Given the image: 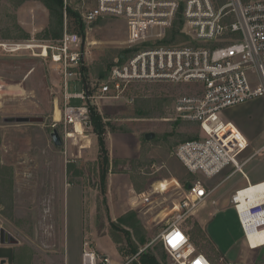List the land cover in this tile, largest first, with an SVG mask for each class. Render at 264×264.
Masks as SVG:
<instances>
[{"label": "rangeland", "instance_id": "374dc122", "mask_svg": "<svg viewBox=\"0 0 264 264\" xmlns=\"http://www.w3.org/2000/svg\"><path fill=\"white\" fill-rule=\"evenodd\" d=\"M64 1L80 13L97 2ZM214 1L221 5L227 0ZM50 24V10L40 0H0V42L57 41L46 36ZM66 27L79 33L67 16L64 30ZM172 29L158 44L178 45L189 41L183 32L168 41ZM82 37L89 51L84 72L90 82L101 80L99 69L107 72L109 63L115 62L121 53H127L130 29L124 18L104 16L92 29L86 26ZM150 44L139 45L130 52ZM68 85L72 93L83 89L80 81L70 80ZM192 89L193 85L189 84L140 82L132 101L130 98L100 100L105 101V106L100 104L102 111L99 109L104 119L116 126V130L108 126L105 134L112 169L104 191L97 164L98 136L93 127H87L84 135L78 133L76 139H69L62 147L55 146L50 137L55 103L61 110L64 105L60 66L50 57L31 56L27 51L1 54L0 229H7L19 240L17 264H82L85 239L117 263L124 242L115 241L112 234L122 239L112 229L110 220L123 225L122 219L131 214H136L137 225L148 229L145 221L152 224V229L156 227L154 237L145 246L159 256L162 264H176L157 237L183 211L176 191L192 180L176 156L178 144L201 135L198 123L180 117L176 111L178 97L193 92ZM139 107L143 111L141 115ZM220 115L225 121H233L250 139L242 159L255 154L264 139V99L248 101ZM9 116H38L42 120L5 121ZM151 132L156 137L146 141L144 134ZM127 159L130 160L124 165L125 170L119 171L117 168ZM244 171L251 183L263 181L264 152L255 155ZM175 180L178 184L167 186ZM68 183L83 185L85 198L73 196L75 203L68 202L65 195ZM246 185L248 181L241 173L226 180L225 175L216 177L209 183L216 188L212 194L193 214L180 221L185 230H191V239L198 250L215 264L229 261L253 264L251 259L264 248H249L231 202L235 190ZM74 193L78 195L77 190ZM69 195L70 192L68 198ZM65 219L68 222L64 223ZM83 221L86 232L82 235ZM127 228L133 236L136 234L134 227Z\"/></svg>", "mask_w": 264, "mask_h": 264}, {"label": "built area", "instance_id": "2783aa9c", "mask_svg": "<svg viewBox=\"0 0 264 264\" xmlns=\"http://www.w3.org/2000/svg\"><path fill=\"white\" fill-rule=\"evenodd\" d=\"M81 15L89 29L104 16L122 17L130 29L127 53L119 55L101 80L87 81L83 68L89 51L82 35L68 27L57 41H1L0 55L27 51L31 56L50 57L60 66L64 105L62 120L52 126L58 127L65 143L76 139L78 133L84 135V130L92 126L93 99L98 104L101 99L122 98L124 87L132 83L193 85V92L178 97L176 111L180 117L197 122L201 135L181 142L176 156L197 178L177 189L183 211L157 239L176 264H215L198 250L180 221L193 214L216 189L209 186L210 181L241 173L248 185L236 189L231 202L249 244L250 235L264 232V180L251 183L244 167L264 152V139L255 154L242 159L250 139L220 114L248 101L264 99V0H227L221 5L214 0H97ZM177 18H182L181 32L189 41L158 44ZM147 43L152 44L130 52ZM70 80L82 82L83 89L70 92ZM73 99L82 102L74 103ZM133 259L115 263L90 241L84 242L82 264H131Z\"/></svg>", "mask_w": 264, "mask_h": 264}, {"label": "trees", "instance_id": "16d2710c", "mask_svg": "<svg viewBox=\"0 0 264 264\" xmlns=\"http://www.w3.org/2000/svg\"><path fill=\"white\" fill-rule=\"evenodd\" d=\"M43 2L46 7L50 10V17H51V24L49 26V29L46 32V36L49 38H54L56 40L60 39L64 33V26L66 21V16L70 17L71 22L76 25L75 29L79 30L80 34L85 33L86 24L83 23L81 13L78 12V10L73 9L72 7H69L68 5H65L64 0H40ZM101 19L95 22L98 23ZM183 20L182 18H177V20L174 23L173 29L171 31V34L168 36V41L172 40L173 38L176 39V37L179 36L180 30L182 27ZM117 61L109 63V67L107 68L108 71L111 69L113 65H115ZM106 69V70H107ZM85 71V68H83ZM107 71V72H108ZM106 71H102V69H99L100 76L105 77ZM90 112H91V124L93 127L94 132L98 136V146H99V156H98V169H99V176L102 183V188L105 191L106 185L108 182V174L110 172V169H112V158L110 156V150L108 148L107 140L105 137L106 131L108 126L112 127L114 130H116V126L113 125V123H108L104 118V116L101 114L98 106L96 104H90ZM141 112L143 114V111L141 110V107L138 108V114L141 115ZM197 123V122H196ZM178 142H176L174 145H177ZM179 145V144H178ZM127 160L122 161V165L119 166L117 169L119 171H124ZM191 181H194L197 176L193 173H190ZM188 182L187 184H189ZM106 193V192H105ZM137 216L136 214H131L125 218L122 219L123 226L121 224L115 223L114 221L110 220L112 229L121 237L122 240H118V238L115 237L114 234L113 237L115 241L117 242H124L123 245L120 247L121 255L118 257V261H126L128 259L132 260L131 264H162L159 256L153 253L148 248L144 249L142 252H140L142 246H145L147 242L149 241L148 233L146 229L142 225H137ZM101 223H104L103 221ZM197 228L199 227L198 223H196ZM134 227V230L136 234L134 233V236L132 232L127 227ZM189 232H191L190 229H187ZM190 234V233H189ZM163 250L164 247L162 246Z\"/></svg>", "mask_w": 264, "mask_h": 264}, {"label": "crops", "instance_id": "0c3cea01", "mask_svg": "<svg viewBox=\"0 0 264 264\" xmlns=\"http://www.w3.org/2000/svg\"><path fill=\"white\" fill-rule=\"evenodd\" d=\"M138 84H140V83H132V84H127L125 87H124V90H123V92H122V98H124V99H129V98H131L132 96H133V94H134V92L136 91L135 89L136 88H138ZM105 100H117V99H105ZM105 101H103L102 103L99 101V103L97 104V106H98V108L101 110V108H100V104H103ZM103 106H105L104 104H103ZM113 110V109H112ZM243 109H241V111H242ZM102 111V110H101ZM54 122H55V120H54ZM54 122H52V124L54 123ZM51 124V125H52ZM200 133H201V131H200ZM112 135V134H111ZM144 135H146V134H144ZM153 140V139H152ZM93 141H94V139H93ZM146 141H148V139H146ZM96 142H93V145L95 144ZM23 179V176L21 177V179L20 180H22ZM67 193L65 194L66 195V198L68 199V202H74L75 203V201H72L73 200V196H77V197H81L82 198V196L84 195V198H85V192H86V190H85V187L83 186V185H80V184H75V183H68L67 184ZM70 187H74L73 189H71V191L69 190L68 191V188H70ZM72 190H73V193H72ZM74 190H77V194L78 195H76L75 193H74ZM69 192H70V195H69V198L67 197V195L69 194ZM80 201V200H79ZM85 202V201H84ZM65 221H67V219H65L64 220V223H65ZM68 222V221H67ZM144 223H145V225L147 226V228L148 229H146V231H147V233H148V238H149V241H150V239H152L153 237H154V234H155V229H156V227L154 226V228L152 229V224H148V222L146 223L145 221H144ZM84 221H83V230H82V235L83 234H85L84 232H86L85 231V229H84ZM185 229V228H184ZM188 233H190L188 230H186ZM86 240V239H85ZM85 240H84V242H85ZM84 242H83V246L82 247H84ZM248 244V243H247ZM249 246V245H248ZM146 248H147V246H145ZM260 247H264V245H262V246H260ZM18 248V243H15V244H2V243H0V264H17V262H18V258H19V256H17V249ZM251 250H255V249H257V248H255V249H253V248H251V247H249ZM259 248V247H258ZM262 252L261 253H257L256 251V256L253 258V259H251V263H253V264H264V248H263V250H261ZM82 252H83V248H82ZM81 261H82V259H81ZM230 263H239V264H246L245 262H240V261H235V262H231V261H229V263L228 264H230Z\"/></svg>", "mask_w": 264, "mask_h": 264}, {"label": "water", "instance_id": "95a60500", "mask_svg": "<svg viewBox=\"0 0 264 264\" xmlns=\"http://www.w3.org/2000/svg\"><path fill=\"white\" fill-rule=\"evenodd\" d=\"M7 122H35V121H41L42 117L38 116H9L4 118ZM54 120L55 122H60L62 120V110L58 106L57 103H55V110H54ZM146 139L152 140L156 137V134L154 132L147 133ZM50 137L57 147H62L65 143L63 135L61 134L60 130L56 126H52L50 129ZM191 187V186H190ZM19 240L7 229L1 228L0 229V243L2 244H15L18 243ZM230 264H239V263H230Z\"/></svg>", "mask_w": 264, "mask_h": 264}, {"label": "bare ground", "instance_id": "6f19581e", "mask_svg": "<svg viewBox=\"0 0 264 264\" xmlns=\"http://www.w3.org/2000/svg\"><path fill=\"white\" fill-rule=\"evenodd\" d=\"M81 128V127H79ZM177 183V181L175 180L174 182H170L167 184L168 185H171V184H175ZM249 190H253V188L249 189ZM250 246H252L253 248H258L262 245H264V232H261V233H258V234H253V235H250L249 236V244ZM249 246V247H250Z\"/></svg>", "mask_w": 264, "mask_h": 264}]
</instances>
